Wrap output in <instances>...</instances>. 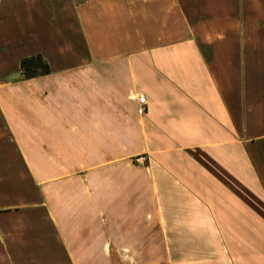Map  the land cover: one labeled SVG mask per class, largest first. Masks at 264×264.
Instances as JSON below:
<instances>
[{
	"label": "crops",
	"instance_id": "obj_1",
	"mask_svg": "<svg viewBox=\"0 0 264 264\" xmlns=\"http://www.w3.org/2000/svg\"><path fill=\"white\" fill-rule=\"evenodd\" d=\"M0 264H264V0H0Z\"/></svg>",
	"mask_w": 264,
	"mask_h": 264
},
{
	"label": "trees",
	"instance_id": "obj_2",
	"mask_svg": "<svg viewBox=\"0 0 264 264\" xmlns=\"http://www.w3.org/2000/svg\"><path fill=\"white\" fill-rule=\"evenodd\" d=\"M21 70L26 79L45 76L51 72L49 63L40 54L24 58L21 61Z\"/></svg>",
	"mask_w": 264,
	"mask_h": 264
},
{
	"label": "built area",
	"instance_id": "obj_3",
	"mask_svg": "<svg viewBox=\"0 0 264 264\" xmlns=\"http://www.w3.org/2000/svg\"><path fill=\"white\" fill-rule=\"evenodd\" d=\"M148 112V105L145 97H140L138 100L137 113L139 115H145Z\"/></svg>",
	"mask_w": 264,
	"mask_h": 264
}]
</instances>
